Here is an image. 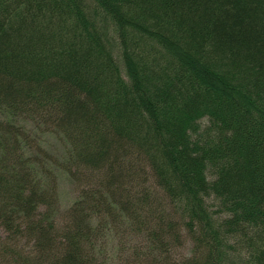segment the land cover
I'll list each match as a JSON object with an SVG mask.
<instances>
[{
	"label": "trees",
	"instance_id": "1",
	"mask_svg": "<svg viewBox=\"0 0 264 264\" xmlns=\"http://www.w3.org/2000/svg\"><path fill=\"white\" fill-rule=\"evenodd\" d=\"M0 110V264H264V0H0Z\"/></svg>",
	"mask_w": 264,
	"mask_h": 264
},
{
	"label": "rangeland",
	"instance_id": "2",
	"mask_svg": "<svg viewBox=\"0 0 264 264\" xmlns=\"http://www.w3.org/2000/svg\"><path fill=\"white\" fill-rule=\"evenodd\" d=\"M6 117V113L0 110V120ZM19 125H23L26 131L37 141H39L46 150L51 152L54 157H57V160L60 161V158L63 153V146L59 142L58 136L52 134L42 125L35 123L30 120L22 119L18 121ZM55 177L57 178V206L58 211L63 212L68 209L71 204L75 201L78 192L75 184L70 180V178L63 173L56 172ZM122 241V238L115 237L111 233L105 232L103 239H101L100 247L110 255L109 260L112 261V264H125V260L128 257L127 255L131 253L129 244L130 242ZM126 249V250H125ZM188 250V244L185 243L183 247V252ZM119 258V261H118ZM118 262V263H117Z\"/></svg>",
	"mask_w": 264,
	"mask_h": 264
}]
</instances>
